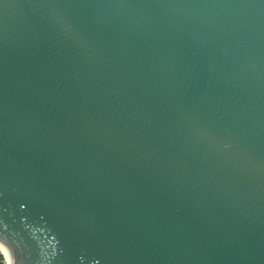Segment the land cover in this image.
Masks as SVG:
<instances>
[{
  "label": "water",
  "instance_id": "water-1",
  "mask_svg": "<svg viewBox=\"0 0 264 264\" xmlns=\"http://www.w3.org/2000/svg\"><path fill=\"white\" fill-rule=\"evenodd\" d=\"M264 264V0H0V264Z\"/></svg>",
  "mask_w": 264,
  "mask_h": 264
},
{
  "label": "bare ground",
  "instance_id": "bare-ground-1",
  "mask_svg": "<svg viewBox=\"0 0 264 264\" xmlns=\"http://www.w3.org/2000/svg\"><path fill=\"white\" fill-rule=\"evenodd\" d=\"M1 251L3 252L4 256H5V264H12L11 263V259L7 256V252L6 250H2Z\"/></svg>",
  "mask_w": 264,
  "mask_h": 264
}]
</instances>
